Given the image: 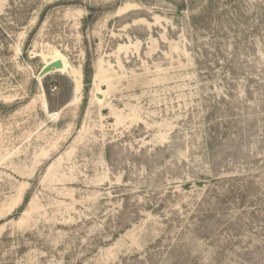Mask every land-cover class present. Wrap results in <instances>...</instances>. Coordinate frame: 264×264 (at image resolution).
<instances>
[{
	"label": "rangeland",
	"instance_id": "374dc122",
	"mask_svg": "<svg viewBox=\"0 0 264 264\" xmlns=\"http://www.w3.org/2000/svg\"><path fill=\"white\" fill-rule=\"evenodd\" d=\"M0 264H264V0H0Z\"/></svg>",
	"mask_w": 264,
	"mask_h": 264
},
{
	"label": "water",
	"instance_id": "95a60500",
	"mask_svg": "<svg viewBox=\"0 0 264 264\" xmlns=\"http://www.w3.org/2000/svg\"><path fill=\"white\" fill-rule=\"evenodd\" d=\"M63 68V63L60 60H56L53 61L51 63H49L48 65H45L41 71L38 74V78L39 79H44L45 77H47L49 74H51L52 72H54L55 70L61 69ZM99 99H102L101 95L97 96Z\"/></svg>",
	"mask_w": 264,
	"mask_h": 264
},
{
	"label": "trees",
	"instance_id": "16d2710c",
	"mask_svg": "<svg viewBox=\"0 0 264 264\" xmlns=\"http://www.w3.org/2000/svg\"><path fill=\"white\" fill-rule=\"evenodd\" d=\"M83 73H84V84H85V88H86L85 90L88 91L89 90L88 88L91 85L92 78H93V68H92L91 61L90 60H88L87 63H86V65L84 66ZM23 210H22V212H23Z\"/></svg>",
	"mask_w": 264,
	"mask_h": 264
},
{
	"label": "bare ground",
	"instance_id": "6f19581e",
	"mask_svg": "<svg viewBox=\"0 0 264 264\" xmlns=\"http://www.w3.org/2000/svg\"><path fill=\"white\" fill-rule=\"evenodd\" d=\"M67 69H68L67 65L63 64V68H61V69H58V70H55V71H62V72H66V71H68ZM69 72H70V71H69Z\"/></svg>",
	"mask_w": 264,
	"mask_h": 264
}]
</instances>
